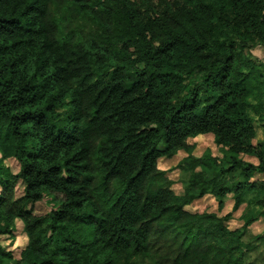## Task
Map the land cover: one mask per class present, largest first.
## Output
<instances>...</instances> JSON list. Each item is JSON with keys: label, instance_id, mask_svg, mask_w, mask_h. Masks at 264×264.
I'll return each mask as SVG.
<instances>
[{"label": "trees", "instance_id": "obj_1", "mask_svg": "<svg viewBox=\"0 0 264 264\" xmlns=\"http://www.w3.org/2000/svg\"><path fill=\"white\" fill-rule=\"evenodd\" d=\"M257 48L264 0H0V237L17 220L26 237L18 260L0 245V264H252ZM208 134L221 156H192ZM180 149L182 196L157 163ZM45 196L56 209L34 215ZM205 196L246 203L241 228L186 210Z\"/></svg>", "mask_w": 264, "mask_h": 264}, {"label": "rangeland", "instance_id": "obj_2", "mask_svg": "<svg viewBox=\"0 0 264 264\" xmlns=\"http://www.w3.org/2000/svg\"><path fill=\"white\" fill-rule=\"evenodd\" d=\"M252 55L264 64V50L257 48L252 52ZM253 103L257 104V102ZM253 126L256 131V137L253 143L264 144V122H259L254 117ZM187 143L190 146H193L194 149L192 156L196 158L201 157L206 151H209L213 156H221L218 148L214 144L213 137L210 134L190 139L187 141ZM187 156L188 154L184 150L180 149L178 153L172 158L160 157L157 160L158 168L165 171L166 177L172 181L173 192L179 196H182L185 191V183L180 179V165L183 160L187 158ZM243 160L254 165L257 163L256 160L248 157H243ZM3 166L8 169V172L12 175L17 174L19 170L17 162L12 159L5 161ZM23 186L24 185L22 182L16 183L14 186V199H18L23 195ZM57 198L60 199L59 197ZM57 198L56 196H53V199H51V197L45 196L42 201L32 206V213L36 216L49 214L51 211L56 209V202L59 201ZM232 207L233 201L230 198H227L223 207L218 209L217 201L211 196H205L204 198L194 202L190 207H187L186 210L191 213H211L215 214L219 218L230 214L231 219L227 226L230 230H235L241 228L242 226L240 218L245 214L247 210V204L243 203L235 211H233ZM263 232L264 221L263 219H259L256 223L248 227L244 233L243 241L246 243H251V245L255 246V249L245 256L246 261L249 263L264 264V244L256 242L255 240V238L259 235H262ZM0 245L5 249L6 252L11 253L13 259H19L20 253L24 250L26 245V237L23 233V226L20 221H16L15 230H13L11 235L0 237Z\"/></svg>", "mask_w": 264, "mask_h": 264}]
</instances>
